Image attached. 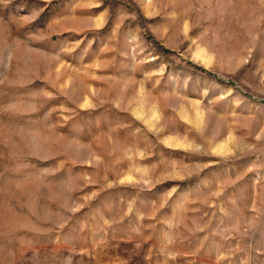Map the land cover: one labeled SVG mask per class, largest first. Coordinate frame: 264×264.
<instances>
[{"label": "rangeland", "instance_id": "rangeland-1", "mask_svg": "<svg viewBox=\"0 0 264 264\" xmlns=\"http://www.w3.org/2000/svg\"><path fill=\"white\" fill-rule=\"evenodd\" d=\"M0 264H264V0H0Z\"/></svg>", "mask_w": 264, "mask_h": 264}]
</instances>
